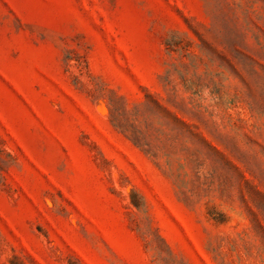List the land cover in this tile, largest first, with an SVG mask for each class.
Wrapping results in <instances>:
<instances>
[{
    "label": "rangeland",
    "instance_id": "obj_1",
    "mask_svg": "<svg viewBox=\"0 0 264 264\" xmlns=\"http://www.w3.org/2000/svg\"><path fill=\"white\" fill-rule=\"evenodd\" d=\"M0 264H264V0H0Z\"/></svg>",
    "mask_w": 264,
    "mask_h": 264
},
{
    "label": "trees",
    "instance_id": "obj_2",
    "mask_svg": "<svg viewBox=\"0 0 264 264\" xmlns=\"http://www.w3.org/2000/svg\"><path fill=\"white\" fill-rule=\"evenodd\" d=\"M176 119H177L178 121L180 120L178 117H176ZM180 121H182V120H180ZM182 123H184V122L182 121Z\"/></svg>",
    "mask_w": 264,
    "mask_h": 264
}]
</instances>
